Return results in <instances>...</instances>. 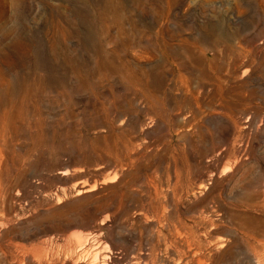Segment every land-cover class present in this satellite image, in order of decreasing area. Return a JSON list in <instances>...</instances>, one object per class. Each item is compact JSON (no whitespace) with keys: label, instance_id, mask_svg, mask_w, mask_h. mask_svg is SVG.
I'll use <instances>...</instances> for the list:
<instances>
[{"label":"rangeland","instance_id":"obj_1","mask_svg":"<svg viewBox=\"0 0 264 264\" xmlns=\"http://www.w3.org/2000/svg\"><path fill=\"white\" fill-rule=\"evenodd\" d=\"M0 264H264V0H0Z\"/></svg>","mask_w":264,"mask_h":264},{"label":"water","instance_id":"obj_2","mask_svg":"<svg viewBox=\"0 0 264 264\" xmlns=\"http://www.w3.org/2000/svg\"><path fill=\"white\" fill-rule=\"evenodd\" d=\"M2 225H3V223L0 221V229H1Z\"/></svg>","mask_w":264,"mask_h":264}]
</instances>
